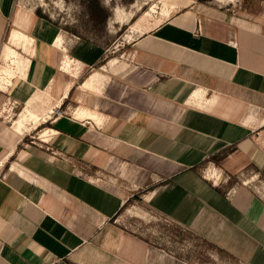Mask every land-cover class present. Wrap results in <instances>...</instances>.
<instances>
[{
  "label": "crops",
  "instance_id": "crops-1",
  "mask_svg": "<svg viewBox=\"0 0 264 264\" xmlns=\"http://www.w3.org/2000/svg\"><path fill=\"white\" fill-rule=\"evenodd\" d=\"M0 37L30 47L46 85L34 114L0 121V264H191L112 223L131 198L264 264V0L234 14L187 7L100 67L105 47L4 0ZM24 76L5 77L0 96ZM39 124L33 151L18 149Z\"/></svg>",
  "mask_w": 264,
  "mask_h": 264
},
{
  "label": "rangeland",
  "instance_id": "rangeland-1",
  "mask_svg": "<svg viewBox=\"0 0 264 264\" xmlns=\"http://www.w3.org/2000/svg\"><path fill=\"white\" fill-rule=\"evenodd\" d=\"M4 2L11 3L12 7L15 5L18 9L31 10L35 16L38 10L46 19H43L44 21L58 28L64 35L105 47L106 57L99 62V67L109 58L117 56L134 37L179 14L187 7L215 8L231 14L240 12L243 8L250 10L258 8V0H4ZM131 25L135 30L130 28ZM4 41L5 39L0 37V88L4 89L5 77L9 81L11 77L18 79L16 75L31 73L34 76L30 78L29 75L24 76V83L14 82L17 84L14 96L9 95L7 99L4 95L0 96V121L13 129L26 108L34 114L33 111H36L37 107L33 100L43 96L46 85L38 80L36 74L40 72L27 60L30 47L15 46L14 50L18 53L16 55L12 49L15 38L10 39L11 44L3 46ZM13 56L15 58H12ZM9 58L11 61H8ZM27 96L30 98L32 96L31 100L24 101ZM41 125L23 131L25 136L20 147L33 151L32 142L38 143L37 136L43 130L40 129ZM221 159V154L217 155L214 164ZM206 168V165L202 164L198 172L209 178L210 173L213 175L214 171L207 173ZM202 171L204 173H201ZM239 179L243 180V176L242 179L240 177L227 185L236 184ZM257 182L255 179L252 184L255 185ZM226 188L227 186H221L222 191ZM91 196L94 204L103 202L104 206L107 205L99 190H94ZM125 204L112 219V223L134 237L162 248L191 264H241L164 216L151 211L137 198H131Z\"/></svg>",
  "mask_w": 264,
  "mask_h": 264
},
{
  "label": "trees",
  "instance_id": "trees-1",
  "mask_svg": "<svg viewBox=\"0 0 264 264\" xmlns=\"http://www.w3.org/2000/svg\"><path fill=\"white\" fill-rule=\"evenodd\" d=\"M35 14H36V16L39 17V18L45 19L44 16L40 13V11L37 10V11L35 12ZM45 20H46V19H45ZM47 126H48V125H47ZM19 148H21V147L18 146V149H19ZM229 152H230V149H225L224 151H222V152L220 153V154H221V158H223V157H224L227 153H229ZM216 158H217V156H215V157H211V160H215ZM215 161H216V160H215ZM194 169H195V167L192 168L191 170H194ZM125 205H126V204H124V206H125ZM124 206H123V207H124ZM123 207H122V208H123ZM208 244H210V243H208ZM210 245L213 246L212 244H210ZM213 247H214V246H213ZM215 248H216V247H215ZM216 249H217V248H216ZM218 250H219V249H218ZM219 251L222 252L221 250H219Z\"/></svg>",
  "mask_w": 264,
  "mask_h": 264
},
{
  "label": "bare ground",
  "instance_id": "bare-ground-1",
  "mask_svg": "<svg viewBox=\"0 0 264 264\" xmlns=\"http://www.w3.org/2000/svg\"><path fill=\"white\" fill-rule=\"evenodd\" d=\"M115 13H116V11H115ZM118 14H119V13H118ZM117 16H118V15H117ZM41 137H42V139H46L44 134H43Z\"/></svg>",
  "mask_w": 264,
  "mask_h": 264
}]
</instances>
